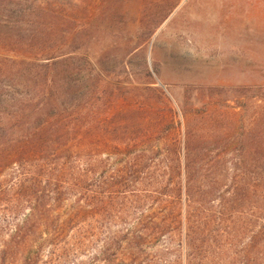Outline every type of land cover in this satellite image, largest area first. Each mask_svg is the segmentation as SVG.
<instances>
[{"label":"trees","instance_id":"1","mask_svg":"<svg viewBox=\"0 0 264 264\" xmlns=\"http://www.w3.org/2000/svg\"><path fill=\"white\" fill-rule=\"evenodd\" d=\"M111 11L0 0V264H264L262 133L212 150L199 110H121L112 54L93 62L85 44Z\"/></svg>","mask_w":264,"mask_h":264},{"label":"rangeland","instance_id":"2","mask_svg":"<svg viewBox=\"0 0 264 264\" xmlns=\"http://www.w3.org/2000/svg\"><path fill=\"white\" fill-rule=\"evenodd\" d=\"M81 2L112 8L113 20L95 18L85 44L93 62L112 54L109 85L121 110L151 104L183 120L185 111L199 110L192 113V126L212 134V150L224 148L214 140L220 134L242 138L251 150L264 137V0ZM166 13L148 41L141 40V26L152 30ZM238 158L232 154L226 161L234 167ZM242 199L243 222L253 227L255 197L251 191Z\"/></svg>","mask_w":264,"mask_h":264}]
</instances>
